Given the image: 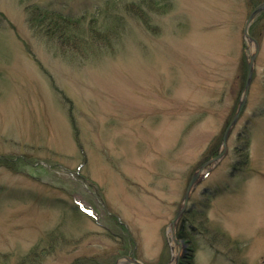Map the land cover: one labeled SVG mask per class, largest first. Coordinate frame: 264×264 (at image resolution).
<instances>
[{
  "label": "rangeland",
  "instance_id": "rangeland-1",
  "mask_svg": "<svg viewBox=\"0 0 264 264\" xmlns=\"http://www.w3.org/2000/svg\"><path fill=\"white\" fill-rule=\"evenodd\" d=\"M45 8L88 15L78 49L62 53L28 21ZM98 8L97 31L116 38L91 39ZM254 8L0 0V264H114L125 255L175 264L178 253V264H264V11L250 29L260 52L247 104L179 218L182 248L169 230L238 108Z\"/></svg>",
  "mask_w": 264,
  "mask_h": 264
},
{
  "label": "water",
  "instance_id": "water-1",
  "mask_svg": "<svg viewBox=\"0 0 264 264\" xmlns=\"http://www.w3.org/2000/svg\"><path fill=\"white\" fill-rule=\"evenodd\" d=\"M264 11V2H261L260 4H258L251 12V14L249 15L245 28H244V35L247 42L249 44L252 45L253 49H252V53L249 56L248 59V63H247V73H246V80H245V84H244V89H243V93L242 96L239 100V105L238 108L236 109V112L234 113L231 121L229 122V124L227 125L224 134H223V139H222V144H221V148L218 152V154L216 156H214L213 158L209 159L208 161H206V163L201 164V166L194 172L193 175H191V179L188 183L186 192L184 194L183 197V202L181 204L180 207H178L179 209L177 210L174 219L171 221L170 224V232H171V238L172 241L179 246V248H182L183 244L181 241L178 240L177 237V225L179 222V218H181L182 214L184 213V211L187 208L188 202L190 200V196L197 184V182L202 178V176L206 175L214 166H216L217 163L220 162V160L225 156L227 148H228V138L231 134L232 129L234 128L237 120L239 119L244 107L247 104L248 101V95L251 89V84H252V80L254 77V72H255V66H256V60L258 57V54L260 52V43L258 41V39H256L250 32V29L252 27V24L256 21L257 17L260 15V13H262ZM180 258V254L178 253L175 257V264L179 263V259ZM130 263V264H144L141 263L140 261L131 258L129 256H122L121 258L117 259L114 264H122V263Z\"/></svg>",
  "mask_w": 264,
  "mask_h": 264
},
{
  "label": "trees",
  "instance_id": "trees-1",
  "mask_svg": "<svg viewBox=\"0 0 264 264\" xmlns=\"http://www.w3.org/2000/svg\"><path fill=\"white\" fill-rule=\"evenodd\" d=\"M30 1V0H29ZM132 1V0H129ZM264 0H251V4L254 7H256L258 4H260ZM23 2V1H22ZM24 3V2H23ZM110 2H105L104 6L106 4H109ZM131 3H136V2H131ZM130 3V4H131ZM25 4V3H24ZM137 4V3H136ZM149 5V3H146ZM103 6V7H104ZM131 10L136 11L134 6H130ZM101 9H96L95 13L93 14V19L91 20L92 23H88L89 28H90V37L91 39L94 40H104L106 39L107 33H109L110 36H115V34L107 32L108 29L107 26L101 29L103 31H97V27L95 26L97 24V18L96 15L100 13ZM28 21L33 22L34 26L38 29V31H42L44 34H41L42 37H44V40H52L57 43L58 46L62 48V53H67V52H72L74 49H78V43L82 42V40L86 39L85 35L82 33L83 28L81 27L80 19L83 21L88 17L87 14L83 15L81 18H77L73 16L72 14H66L63 13L62 11L57 9H47L45 8L44 10H35L34 12L32 11L29 16H27ZM112 27L114 30L112 31H118L120 28L118 27V22L112 21ZM110 27V28H112ZM111 30V29H109ZM45 35V36H44ZM48 38V39H47ZM112 39V38H110ZM30 262L28 261L25 264H29Z\"/></svg>",
  "mask_w": 264,
  "mask_h": 264
}]
</instances>
